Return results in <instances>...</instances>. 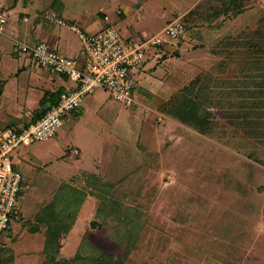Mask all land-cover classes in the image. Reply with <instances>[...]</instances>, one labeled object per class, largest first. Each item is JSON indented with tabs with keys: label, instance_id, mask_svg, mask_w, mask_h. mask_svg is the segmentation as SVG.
<instances>
[{
	"label": "rangeland",
	"instance_id": "rangeland-1",
	"mask_svg": "<svg viewBox=\"0 0 264 264\" xmlns=\"http://www.w3.org/2000/svg\"><path fill=\"white\" fill-rule=\"evenodd\" d=\"M245 4L233 15L221 0H0L1 125L30 123L27 109L41 110L46 92L75 84L14 45L55 30L78 54L56 50L84 59L77 33L53 15L89 32L112 24L125 39H164L138 69L135 104L96 90L55 136L12 152L24 183L18 218L0 235L2 264H47L41 219L65 209L73 190L84 199L66 211L75 216L60 262L98 249L123 264H264V0ZM177 18L186 30L171 38L163 31ZM193 83L192 100L205 91L207 130L170 113Z\"/></svg>",
	"mask_w": 264,
	"mask_h": 264
},
{
	"label": "built area",
	"instance_id": "built-area-1",
	"mask_svg": "<svg viewBox=\"0 0 264 264\" xmlns=\"http://www.w3.org/2000/svg\"><path fill=\"white\" fill-rule=\"evenodd\" d=\"M52 18L60 26L77 33L86 57L81 60L64 55L45 41L34 44L18 40L14 42L39 66L75 84L62 92L58 102L34 121L22 127H3L0 124V235L13 218H18L15 207L24 183L22 172L12 163V152L21 145L28 146L36 140L55 136L63 126L66 114L80 107L84 98L96 90H108L114 100L126 106L135 104L138 69L143 65L149 49L164 43L163 37L159 36L145 40L125 39L112 24L96 32H87L76 23H67L56 15ZM7 22L6 12L0 13V35L5 31ZM185 30V24L177 18L167 24L163 33L178 38Z\"/></svg>",
	"mask_w": 264,
	"mask_h": 264
},
{
	"label": "trees",
	"instance_id": "trees-1",
	"mask_svg": "<svg viewBox=\"0 0 264 264\" xmlns=\"http://www.w3.org/2000/svg\"><path fill=\"white\" fill-rule=\"evenodd\" d=\"M222 1V11L225 14L232 13L233 15H239L243 13L245 9V2L246 0H221ZM239 3V4H238ZM218 10V11H221ZM109 25V24H108ZM234 37H227L226 39H221L222 45H227L228 43L233 42ZM239 41V40H238ZM248 42H244V45H247ZM219 48V47H218ZM254 46H249V50H252ZM260 50V48L257 46L253 50ZM261 51V50H260ZM247 61L245 62V65H247ZM260 72V71H259ZM197 83V82H194ZM194 83L190 84V86L185 90V94L183 99H181L178 103L172 104V108L170 109V113L177 118H179L181 121L190 123L192 125H195L196 127H200L202 129L207 130L209 125V117H201L200 110L203 108V105L206 104V99L203 102V97L205 94H202V102L200 101V95H197V98L192 100L190 98V94H194ZM194 90V91H193ZM63 92V88H59L56 92H46L40 103L42 105V109H36L35 114L36 118H39L43 116L49 108H51L53 105H55L61 94ZM198 93V91H196ZM260 93V92H259ZM206 97L208 98V94H206ZM264 97V95H263ZM259 99H262L261 102L264 103V98L260 97ZM253 102V101H251ZM257 104L258 108H261L264 110V106L262 103ZM208 104V103H207ZM176 108V111L174 110ZM252 111V110H251ZM3 127H14L12 124H6L2 125ZM72 191V190H71ZM22 192V191H21ZM73 192V193H72ZM71 193L73 194L72 197L68 196L66 198H63L65 209L63 208L60 213H53L54 211H51L52 213H48L49 210L45 211V217L47 219H41V221H47L50 226L46 232V242H45V248L44 252L47 256V259L45 260V263L47 264H77V263H87V264H123V257H116L113 255H108L103 251H100L97 249L95 253H91V255H84L82 252H78L77 255L70 260H64L62 262L58 261L57 257L60 254V249L62 248V238L64 235L68 233L70 230L73 217L77 213L78 208L83 203L84 198H79L77 194H81L80 191L73 190ZM74 193H77L74 195ZM83 195V194H81ZM74 206L75 214L72 216V212H66L68 208ZM50 208V207H49ZM65 215V216H64ZM50 219V220H49ZM8 258H6L7 260ZM4 262V258L0 255V264Z\"/></svg>",
	"mask_w": 264,
	"mask_h": 264
},
{
	"label": "crops",
	"instance_id": "crops-1",
	"mask_svg": "<svg viewBox=\"0 0 264 264\" xmlns=\"http://www.w3.org/2000/svg\"><path fill=\"white\" fill-rule=\"evenodd\" d=\"M28 21V20H27ZM75 23V22H74ZM77 24V23H76ZM100 30V29H99ZM55 30H53V31H50L47 35H43V34H40L39 32H38V36H36L35 38V41L36 42H39V41H44V40H42V37H44L46 40H48L49 42H52V43H54L53 45H54V47H55V49H58V50H62L63 52H66V54L68 53V54H71L72 56H74V55H77L78 53H76L75 51L76 50H74L72 47H70L69 46V42L63 37V34L61 33V32H54ZM98 31V30H97ZM87 32H89V31H87ZM96 32V31H95ZM32 34H33V32H32ZM147 35V34H146ZM149 37V36H148ZM38 38H41V39H38ZM147 38V36H130V38L129 39H140V40H145ZM35 41H31V42H35ZM25 42H27V43H30V44H34V43H31V42H28V41H25ZM35 42V43H36ZM48 43V42H47ZM52 45V44H51ZM52 45V46H53ZM81 50H82V52H83V49L81 48ZM84 53V52H83ZM74 54V55H73ZM70 56V55H69ZM79 58V57H78ZM81 60H83V59H81ZM64 77V76H63ZM65 79H68V78H66V77H64ZM73 87V86H72ZM72 87H70V88H72ZM64 88V87H63ZM67 88H69V87H67ZM69 88V89H70ZM68 90V89H67ZM66 91V90H65ZM64 92V91H63ZM28 111H27V114H30V113H35V110H34V112L32 111V110H30V109H27ZM35 119H37V118H35ZM34 119V120H35ZM34 120H32V121H34Z\"/></svg>",
	"mask_w": 264,
	"mask_h": 264
},
{
	"label": "water",
	"instance_id": "water-1",
	"mask_svg": "<svg viewBox=\"0 0 264 264\" xmlns=\"http://www.w3.org/2000/svg\"><path fill=\"white\" fill-rule=\"evenodd\" d=\"M91 226H92L93 228H95L96 226L101 227V224H100V222H98L97 220H93V221L91 222Z\"/></svg>",
	"mask_w": 264,
	"mask_h": 264
}]
</instances>
